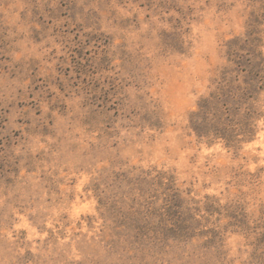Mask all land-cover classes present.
I'll return each mask as SVG.
<instances>
[{
	"label": "rangeland",
	"instance_id": "rangeland-1",
	"mask_svg": "<svg viewBox=\"0 0 264 264\" xmlns=\"http://www.w3.org/2000/svg\"><path fill=\"white\" fill-rule=\"evenodd\" d=\"M263 230L264 0H0V264H264Z\"/></svg>",
	"mask_w": 264,
	"mask_h": 264
},
{
	"label": "trees",
	"instance_id": "trees-1",
	"mask_svg": "<svg viewBox=\"0 0 264 264\" xmlns=\"http://www.w3.org/2000/svg\"><path fill=\"white\" fill-rule=\"evenodd\" d=\"M238 59H241V57L240 56H238L237 57ZM236 62V61H235ZM209 103H211L213 106V108H214V110H215V112L216 113H218V116H217V120H221V121H226L227 120V117H225L224 118V115L222 114V113H220V109H219V107H217V105H218V98L217 97H213L212 98V100H210L209 101ZM224 105V104H223ZM229 122V120L227 121V123ZM218 133H222V132H217V133H215V134H218ZM222 135H219L218 137H221ZM222 138H224V139H226V137H223L222 136ZM177 217H178V222H179V224L180 225H178L177 226V229L176 230H174V229H172L171 231L172 232H175V231H179V232H188L192 227H195L194 225H193V223H192V218L191 219H189V220H187V222H186V220H185V218H184V216L183 215H181V214H178L177 215ZM181 218V219H180ZM239 223H243V224H245L246 225V223L244 222V221H238ZM247 226V225H246ZM245 226V228H246V230H248L249 229V227H246ZM250 232V231H249ZM258 245H257V247L259 248H263L264 249V230L261 232V233H259L258 234ZM257 248V249H258ZM263 256H264V250H263ZM262 256V257H263Z\"/></svg>",
	"mask_w": 264,
	"mask_h": 264
}]
</instances>
